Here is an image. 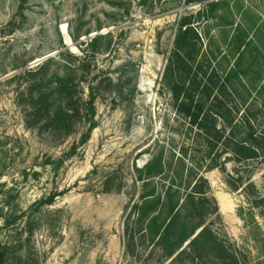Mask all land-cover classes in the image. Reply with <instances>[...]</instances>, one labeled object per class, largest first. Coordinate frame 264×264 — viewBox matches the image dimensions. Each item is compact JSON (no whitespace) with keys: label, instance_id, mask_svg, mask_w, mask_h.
<instances>
[{"label":"rangeland","instance_id":"rangeland-1","mask_svg":"<svg viewBox=\"0 0 264 264\" xmlns=\"http://www.w3.org/2000/svg\"><path fill=\"white\" fill-rule=\"evenodd\" d=\"M187 1L0 0L3 264H192L162 261L158 249L139 239L129 211L141 194L135 168L160 151L176 166L182 147L190 145L187 123L162 81L181 18L193 16L196 23L202 45L197 61L212 53V67L223 70L233 58L222 35H231L235 26L224 31L216 20L199 18L207 2ZM231 1V6L242 1L264 20V0ZM234 15L236 24V9ZM108 35L95 46L100 52L109 44L108 51L92 56L90 40ZM48 59L56 62L30 74ZM53 74L66 75L68 102L53 95ZM39 88L44 94L40 112L34 104ZM237 91L227 102L236 107L230 112H256L251 122L260 132L264 94L248 97L238 85ZM51 95L49 110L65 111L55 122L47 112ZM226 160L231 176L234 165ZM204 177L219 207V219L211 221L214 232L242 262L264 264V165L247 196L218 170Z\"/></svg>","mask_w":264,"mask_h":264},{"label":"trees","instance_id":"trees-1","mask_svg":"<svg viewBox=\"0 0 264 264\" xmlns=\"http://www.w3.org/2000/svg\"><path fill=\"white\" fill-rule=\"evenodd\" d=\"M196 2H207L198 11L199 18L204 15L216 20L220 24L217 26L224 31L235 26L231 35L226 32L222 35L233 58L227 61L229 66L223 70L212 67L216 59L212 53H206L197 61L202 45L196 23L191 21L193 16L181 18L162 81L177 105L176 113L187 123L186 136L190 137V145L182 147L176 166L166 162L160 151L141 168H135V182L141 184V194L129 211L135 214L139 239L152 249H158L162 261L189 259L192 264H246L237 251L230 249L212 229L211 221L219 219V207L204 172L220 171L233 180L235 191L245 192L246 196L256 189L252 178L264 165V129L259 132L251 122L256 112H230L236 107L227 105V102L231 100V94H237V85L248 97L264 94V20L249 7H244L242 1L232 6L231 0H188L186 4ZM235 9L240 17L236 24L232 20ZM108 37L97 36L90 40L92 56L108 51L109 44L100 52L95 49L98 42ZM54 62L56 60L48 59L39 70L30 74L42 72ZM49 83L56 87L54 96L63 102L69 101L71 89L66 75L53 74ZM33 87L36 89L37 83ZM215 90L219 94L214 102H210ZM53 95L46 101L49 103L47 112H51L55 122L65 111L61 107L49 110ZM36 98L34 104L42 107L38 109L40 112L44 107L41 89L37 90ZM94 99L91 92L90 105ZM260 108L264 111V100ZM94 128L95 124H92L82 139L83 143ZM190 152L194 156H190ZM226 157L235 167L231 176L226 170ZM133 236L130 235L131 241ZM0 264H3L1 251Z\"/></svg>","mask_w":264,"mask_h":264},{"label":"built area","instance_id":"built-area-1","mask_svg":"<svg viewBox=\"0 0 264 264\" xmlns=\"http://www.w3.org/2000/svg\"><path fill=\"white\" fill-rule=\"evenodd\" d=\"M97 198H99V196H97Z\"/></svg>","mask_w":264,"mask_h":264},{"label":"water","instance_id":"water-1","mask_svg":"<svg viewBox=\"0 0 264 264\" xmlns=\"http://www.w3.org/2000/svg\"><path fill=\"white\" fill-rule=\"evenodd\" d=\"M40 61H38L37 63H39Z\"/></svg>","mask_w":264,"mask_h":264}]
</instances>
